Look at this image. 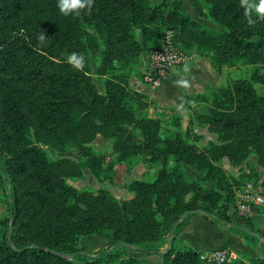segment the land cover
<instances>
[{
  "label": "trees",
  "instance_id": "1",
  "mask_svg": "<svg viewBox=\"0 0 264 264\" xmlns=\"http://www.w3.org/2000/svg\"><path fill=\"white\" fill-rule=\"evenodd\" d=\"M190 1L198 10L199 0ZM202 1L222 30L208 31L181 11V1L165 14L156 0H94L90 15L64 17L57 0H0V177L4 182L7 176L12 185L10 224L0 219V264H75L70 256L84 252L81 239L96 234L152 254L157 249L147 246L163 243L177 219L172 246L160 264H206L202 251L184 246L177 234L196 210L207 212L202 216L217 227L224 228L219 222L234 227L239 178L227 174L224 159L241 165L254 153L264 168V95L254 85L264 86V20L249 25L240 0ZM167 30L175 31L181 48L197 46L209 54L216 68L235 62L256 66L251 78H238L212 96H186L191 109L198 102L207 107L193 113L199 125L218 135L219 142L208 147L180 132L163 136L162 118L140 115L150 101L130 88V74L117 66H138L144 52L161 45ZM41 31L47 34L44 45L36 38ZM72 52L86 56L84 71L67 62ZM97 55L95 74L105 78L103 91L92 75ZM172 116L179 125L181 115ZM99 136L113 140L115 161L131 166L133 157H142L160 166L156 179L131 181L127 188L133 196L126 199L107 189L71 185L68 179L83 177L85 169L100 181L112 177L114 161L105 166L107 155L92 146ZM42 145L58 158L50 159ZM69 146L79 148L80 158L71 156ZM184 165L213 186H204ZM245 221L264 233L251 217ZM79 264L111 263L89 257ZM116 264L145 263L129 256ZM223 264H264V255Z\"/></svg>",
  "mask_w": 264,
  "mask_h": 264
},
{
  "label": "rangeland",
  "instance_id": "2",
  "mask_svg": "<svg viewBox=\"0 0 264 264\" xmlns=\"http://www.w3.org/2000/svg\"><path fill=\"white\" fill-rule=\"evenodd\" d=\"M175 1H181L182 7L181 11L191 15V17L197 19L200 21L204 28H206L208 31L212 30H222V27L218 25V23L210 16V8L209 6L202 0L198 1V10L196 7L191 3L190 0H156L157 5H161L162 11L167 14L169 11L174 9L175 7ZM164 31V30H163ZM136 35L138 38H140V31L136 30ZM188 53V59H191L188 64H186L185 67H187V71L185 72L186 79L188 80V86L186 87L187 93L192 92H199L201 91L198 86L199 84H204L208 82V78L211 79V75L207 73V70L205 69V66L202 65L201 59L203 55L207 58L210 56L206 52H201L202 50L198 49L197 46H192L188 48H184ZM147 52V51H146ZM146 52L143 53L142 57L146 55ZM209 59V58H208ZM210 60V59H209ZM93 61V78L96 81L98 87L100 90L105 89V78L100 77L95 74V69L97 64L100 62V56H94L92 58ZM211 61V60H210ZM121 63H117V66L120 68L121 73L124 74H130L131 76H135L136 74L141 75L143 72V69L145 68L146 64L145 62L140 61L138 66H135V64H128L126 67ZM212 63V61H211ZM218 74L220 75L219 78L216 80L219 87L215 88H208L204 92L205 94L212 96L214 93L218 92L219 88L222 86H227L229 84H232L236 79L238 78H251L254 70L256 69L255 65L243 63V62H235L233 66H225L223 68H215ZM144 76V74H142ZM199 79V80H198ZM164 83V85L159 88L161 93H164V90L167 89L170 91V96L173 94V100L171 101V98H169V104L174 105L176 108L184 109L185 105L182 101V97L178 95V89L173 88L175 83L171 81L168 85ZM149 84V83H147ZM150 85V84H149ZM255 88L257 89L258 93L261 95H264V86L260 83H254ZM177 88V85H175ZM146 88L150 91V87L146 85ZM184 87H182V90ZM157 90V92L159 91ZM172 93V94H171ZM169 96V97H170ZM195 110L203 112L207 110V107L204 105V103L198 102L195 104ZM142 113H140L141 115ZM177 112L175 110L171 112H165L164 114H157L155 116H159L163 120L164 125V132L163 136H175L177 133L183 134L185 138L191 143L196 142L201 148L208 147L211 142H219L218 141V135L215 133H211L207 126L199 125L197 123V118L194 114L191 116L192 122L189 123V113L185 114V116H182L181 123L179 125L174 124V118L172 115H176ZM198 136V137H196ZM48 152L49 158L52 160H55L58 158V155L50 150L48 146L42 145ZM92 146L94 150L97 153L106 154L108 161L107 164L112 163L111 161H114L113 171L111 170L108 172V174H112V177L106 176V179H103L100 181L97 177H95L90 170L86 169L84 171V176L81 178H69L68 182L75 186L76 188L80 190H98V189H107L111 192H113L115 195L119 196L121 199L131 198L133 196V192L130 191L125 185L130 183L131 181L135 179L144 180L147 182H152L157 177V172L160 168V166H151L148 163L143 162L142 157H133L134 163L130 166L128 162H118L115 161L116 153L113 152V140L112 139H106L103 137H97L96 140L92 143ZM69 153L71 156H76L77 158H80L79 156V148L76 146H69ZM230 162L228 159H225L222 161V167L229 166V170H226L227 174L230 177L239 178L238 185L235 187V193L237 191L242 190L243 188L247 187L248 184H252L253 187L259 191L260 193L264 194V184L259 179V172L257 171V156L256 154H251L248 158V160L241 164V165H234V167L230 166ZM116 166V167H115ZM172 166V163H171ZM115 167V169H114ZM0 168L2 169V166L0 164ZM184 168L189 172V174L193 177H195L198 180H202L201 175L194 171L193 168L184 165ZM239 168V169H238ZM264 171V168H263ZM245 173V174H244ZM109 174V175H110ZM233 174H236L234 176ZM4 175V173H3ZM6 175V174H5ZM256 179V181H255ZM202 184L206 187L213 186V183L210 181H203ZM118 191H121L118 193ZM12 185L10 183L9 178L6 176L5 181L3 182L0 177V219H3L7 221L8 224H10L11 217H12ZM232 212L234 213L233 222L236 220V217H241L237 212L232 209ZM198 215H202L201 213H198ZM175 220L172 225L169 228V232H167V237L163 243L155 247V245L147 246V248H153L157 249V251H160V253H163L166 251L167 247L169 246L168 243V237L170 236L171 230L173 228V225L175 224ZM181 220V219H180ZM186 220H184L183 224L186 223ZM232 222V224H233ZM235 223V222H234ZM219 225H222L225 229H227V232L230 234H234L235 232H239L234 227H230L229 225L219 222ZM248 227V226H246ZM217 228H215L216 230ZM214 230V229H213ZM214 230V231H215ZM242 231V230H241ZM240 231V232H241ZM11 231L10 229L7 230V236H10ZM242 235L246 241H249L250 237H248L245 232L242 231ZM81 245L84 247V252L81 254L71 255L70 258L75 262V264H79L81 261L85 260L89 257H98L102 261L107 262L109 260V263L116 264L118 263L122 258L133 256L138 259H140L145 264H159L155 262V258H151L152 263L147 262L148 257L150 256V253L144 252L140 249H136V247L130 248L129 245L123 244V243H116L114 244L111 241V238L108 236L103 235H91V236H85L81 239ZM186 246L185 244H183ZM183 246V247H184ZM187 247V246H186ZM232 250L235 251V258L237 259H243L248 261L251 256L246 250H237L236 248L232 247ZM115 253V256H108L107 254ZM69 257V255H68ZM147 258V260H146ZM157 259V258H156Z\"/></svg>",
  "mask_w": 264,
  "mask_h": 264
},
{
  "label": "crops",
  "instance_id": "3",
  "mask_svg": "<svg viewBox=\"0 0 264 264\" xmlns=\"http://www.w3.org/2000/svg\"><path fill=\"white\" fill-rule=\"evenodd\" d=\"M191 59H193V58L187 59V61L185 63L174 68L171 71L169 78L165 81V82H167L166 83L167 85L171 81L174 84L175 80L180 78L181 76H184V78H186L184 69H185L186 64H188V62ZM200 59H201L202 65L205 66V69L207 70L208 76H209V74L211 75V77H210L211 79L208 78V80H209L208 82L204 83L203 85L199 84L198 88L201 91L187 93L186 88H184L182 90V87L177 86V88H176L175 87L176 84L173 86L174 90L178 89L177 93H178L179 97L180 96L182 97L181 99L185 105L184 109H181V108L179 109V108H176L174 105L169 104L170 103L169 98L173 97L172 93H171L172 95L170 96L169 90L165 89L164 93H161L159 88H161L165 82H163V84H161L160 86H157V87H154L152 85L147 84V82L144 80V77L142 76V74H144L145 68L143 69V72L141 75H138V74H136L135 76L130 75V78H129L130 88L132 90L143 93L144 95L147 96V98L150 101L149 108L146 111H144L142 114L147 115V116H155L157 114L161 115V114H164L165 112L169 113V112L175 110V112H177V114H180L181 117L185 116V114L189 113V123H190L191 116H192V114H194L193 112L197 111V110H195V108H196L195 105L193 106V109H191L186 104V102H185L186 96L187 95L203 94L206 91V89H208L209 87L210 88L219 87L216 80L219 78L220 75L216 71V69H215L216 67L211 63V61L207 57L202 56V58H200ZM141 60H142V62H145V64H146V57H144V56L141 57ZM146 85H148L150 87V91L148 90V88H146ZM157 90H159V91L157 92ZM172 100H173V98H171V101ZM181 120H182V118H181ZM230 166H231V164H230ZM232 166L234 167V165H232ZM256 166H257V171L259 172V179H260V181H263L264 180L263 167H261L260 165H256ZM115 167H114V169H115ZM224 169L229 170V171L231 170V169H229V166H227V165L224 166ZM233 175L236 176V174H233ZM127 185H125V186L127 187ZM120 192L121 191H118V193H120ZM111 193L115 197H117L118 199H121V198H119V196H117V194L115 195L113 192H111ZM251 219L257 225L264 226V210H262V209L258 210ZM180 221L181 220L179 219L178 222H180ZM234 222H233L232 226L239 229L238 230L239 232H235L234 234H230L229 232H227V229L217 227L216 225L211 223L208 219H206L204 216L194 215L190 220H188L186 222L184 227L179 231V233L177 234V237L186 246L191 247V248L196 249V250H199V251H205V250L214 249V248H232V247H234L237 250H246L250 254L251 257H255V256H257V254L264 255V233L257 232V233H259L261 238L252 234L254 238L250 239L249 241H246L244 239V237L242 235V231L240 229H244V230L247 229L248 231H253V232H256V231L253 230V227L247 225L245 218H243V217H236V220ZM176 223H177V221H176ZM175 224H174V226H175ZM246 226H248V227H246ZM215 228H217V229L215 230ZM172 232L174 235V227L171 230V233ZM171 233H170V235H171ZM168 241H169V237H168ZM151 258H155V262L156 263L159 262V264H160L163 260V255H162V253H160V251L153 252L148 257V260L146 258L147 262L152 263Z\"/></svg>",
  "mask_w": 264,
  "mask_h": 264
},
{
  "label": "built area",
  "instance_id": "4",
  "mask_svg": "<svg viewBox=\"0 0 264 264\" xmlns=\"http://www.w3.org/2000/svg\"><path fill=\"white\" fill-rule=\"evenodd\" d=\"M145 57L144 80L157 87L169 78L174 68L187 61L188 53L176 41L175 31L167 30L161 45L150 48ZM232 209L243 218H252L258 210H264V195L248 184L237 191ZM200 258L206 264H223L234 260L235 251L231 248H214L202 251Z\"/></svg>",
  "mask_w": 264,
  "mask_h": 264
},
{
  "label": "clouds",
  "instance_id": "5",
  "mask_svg": "<svg viewBox=\"0 0 264 264\" xmlns=\"http://www.w3.org/2000/svg\"><path fill=\"white\" fill-rule=\"evenodd\" d=\"M94 0H57L59 13L64 17H80L90 15L93 11ZM249 25H254L257 20H264V0H240ZM255 17V19H254ZM37 40L41 45L46 44L47 34L43 31L37 33ZM67 62L76 70L84 71L87 63L86 56L82 53L72 52L66 57ZM184 71H187L185 67ZM188 80L181 76L175 80L178 87L186 88Z\"/></svg>",
  "mask_w": 264,
  "mask_h": 264
},
{
  "label": "water",
  "instance_id": "6",
  "mask_svg": "<svg viewBox=\"0 0 264 264\" xmlns=\"http://www.w3.org/2000/svg\"><path fill=\"white\" fill-rule=\"evenodd\" d=\"M193 213H201V214H204V215H208V213L207 212H205V211H202V210H196V211H193ZM179 222L177 221V223L175 224V226H174V228L176 227V225L178 224ZM252 234H254V235H256L257 237H259V238H261L260 237V235H259V233H257V232H253V231H250ZM173 239H174V235H173V232L171 233V235L169 236V248L172 246V243H173ZM120 243H123V244H126V245H129L130 246V244L129 243H126V242H120ZM37 248H39V249H41V250H45L46 248L45 247H37ZM56 254L57 255H60V256H63V257H67V255L66 254H64V253H61V252H56Z\"/></svg>",
  "mask_w": 264,
  "mask_h": 264
}]
</instances>
